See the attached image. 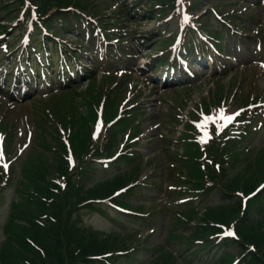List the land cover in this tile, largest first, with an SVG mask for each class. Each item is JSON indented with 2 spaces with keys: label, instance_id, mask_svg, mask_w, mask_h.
<instances>
[{
  "label": "rangeland",
  "instance_id": "obj_1",
  "mask_svg": "<svg viewBox=\"0 0 264 264\" xmlns=\"http://www.w3.org/2000/svg\"><path fill=\"white\" fill-rule=\"evenodd\" d=\"M194 4H193V14L195 16H202L203 14H201L200 12L205 10H209V8L211 6H217V7H222V12L227 11L225 4H215L214 2L216 0H193ZM97 4H100L99 1H95V6ZM211 10V9H210ZM243 9H240L239 11H242ZM254 10V14H255V18H256V22H253L252 25L253 26H258L259 23H261V20H264V15H262L261 10L259 7H256ZM249 10H246L244 12V14L242 15L243 18L246 14H248ZM15 14V12H12V14L10 15V17H12ZM155 15H157L155 12H152L149 16V20H152L155 18ZM161 16V13H160ZM157 21H152L149 22L148 24H146L147 28H150L151 30L153 29H157V27L159 24V20L160 17L157 16ZM64 19H66L68 22H73L74 19L71 16H64ZM201 18V17H200ZM202 21H204L202 19ZM157 23V25H155ZM12 22H7L5 23V25H11ZM170 26L175 29V24L174 23H170ZM14 29H17L16 32L20 31V28H18L17 26L14 27ZM60 35H62V38L64 40H68L69 42H75L76 40V36L74 34L71 33V30H60ZM160 35H165V33H161ZM158 35H154V37H157ZM161 41H157L156 43H151L149 44L148 47L145 48V50H151L152 51H158L160 49V46L163 43H160ZM147 62V60H146ZM107 63L104 62L103 67H106ZM110 65H112L110 63ZM99 71V69H98ZM140 73L136 72L134 74V76L132 77L133 83L132 85H136L137 88L142 86L141 83V76H139ZM243 75H246V83L250 80V77L256 78V74L252 73V72H243ZM140 78V79H139ZM99 81V85H102V82L100 79H98ZM148 83V82H147ZM140 85V86H139ZM144 88L141 89V91H139L138 93L136 91L133 92V94H130V98L133 99H137L138 103H142L144 104L143 107H145V113L146 115H144V117L141 118V124H140V130H141V136L139 139V145H140V149L144 151V155L145 157H147L148 159L152 158L153 156L155 157L156 160L161 161L163 159V156L161 155V146L163 144L162 140L166 139H175L179 133L178 131H180L182 129V124L183 122V117H185L186 119V114L188 111L191 110V108L194 106L195 103L198 102H203L204 100H210L212 97V93L218 94L219 91H216V89L214 88H210L209 92H207L208 90V86L205 84L206 88H204L203 84H199V85H194V89L192 90L193 92V96L188 97V99H186L187 103L186 105L182 106V111L180 113H178V117L177 122H175L171 117H170V106L171 105V100H176V95L174 93H171L169 90H167V92H163V89L161 88H157L154 86H151V84H144ZM202 87V88H200ZM224 89L226 88V86L223 87ZM241 90H243L244 85H241L239 87ZM197 92V93H196ZM196 93V94H195ZM241 105V104H240ZM5 111V109H4ZM169 124V125H168ZM168 126L174 127V128H168ZM174 145V144H173ZM191 152H196L198 151V153H200V146H199V141L198 140H194L191 144ZM203 155V154H202ZM248 157L251 156V153L247 154ZM164 158L167 159L168 163L171 162L174 159V156L172 154H170V152L165 151V155ZM207 157L203 155V160L200 163H196V162H192V163H188L186 164L184 167L185 169H193V170H197L198 168H200V166L203 164V162L205 161ZM149 173H152L151 175L155 177V180L157 181H162L160 178L162 177V175L164 176V172H163V166L160 163L158 165V169H155L154 167H151L149 169ZM178 180L180 181L179 185H169V189L175 192L180 193L181 189L185 186H187V180L188 177L187 176H177ZM172 186H176L177 189H171ZM163 199L151 202V203H147V207L152 205V209L154 212L156 213H161V219L160 222L162 223V225H165L164 228L166 229L167 226L170 225V222L172 220V216H173V212L175 210H171L169 207L167 208L166 205V201L165 202H160ZM208 202V201H207ZM217 203L219 202V199L214 198V199H210L209 203ZM175 203L178 205L177 200H175ZM164 204V211H163V206ZM149 210V208H147ZM92 224L93 225H97L98 221L96 219H92ZM166 231V230H165ZM154 239L156 241H161L164 237V233L162 231L155 233L154 234ZM181 258L179 257V260Z\"/></svg>",
  "mask_w": 264,
  "mask_h": 264
},
{
  "label": "snow or ice",
  "instance_id": "obj_2",
  "mask_svg": "<svg viewBox=\"0 0 264 264\" xmlns=\"http://www.w3.org/2000/svg\"><path fill=\"white\" fill-rule=\"evenodd\" d=\"M237 115H238V113H237ZM207 121H209V122H211V121H213L215 118L214 117H211V116H208V117H206L205 118ZM218 119H220V120H225V121H231L232 119H233V117L232 116H225L224 115V112H223V110L218 114ZM204 125H198V127H203ZM3 167L5 168V170H7V167H8V165L7 164H4L3 165ZM262 187H264V186H262ZM229 235H231L232 233H228Z\"/></svg>",
  "mask_w": 264,
  "mask_h": 264
},
{
  "label": "trees",
  "instance_id": "obj_3",
  "mask_svg": "<svg viewBox=\"0 0 264 264\" xmlns=\"http://www.w3.org/2000/svg\"><path fill=\"white\" fill-rule=\"evenodd\" d=\"M21 239H22V237L19 236V238H17V239L15 240L14 245L17 246V247H19L20 243L22 242ZM12 250H14L15 252L19 253V251L16 250V249H12ZM16 257H17V254H14L13 261L15 260Z\"/></svg>",
  "mask_w": 264,
  "mask_h": 264
}]
</instances>
